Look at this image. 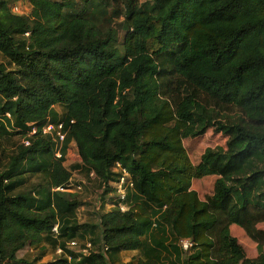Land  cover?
<instances>
[{
    "label": "trees",
    "instance_id": "trees-1",
    "mask_svg": "<svg viewBox=\"0 0 264 264\" xmlns=\"http://www.w3.org/2000/svg\"><path fill=\"white\" fill-rule=\"evenodd\" d=\"M16 1L0 0V53L17 66L0 62V131L38 130L0 156V261L117 264L137 249L127 264H264V0H111L110 13L102 0H29L27 14L11 10ZM120 15L121 40L102 23ZM47 119L63 121L60 157L39 131ZM209 126L225 146L205 147L194 163L183 138ZM70 141L74 167L95 172L103 198L117 161L133 181L127 208L100 211L92 228L78 224V200L54 189L68 185ZM26 172L45 181L37 195L22 187ZM208 174L216 178L202 199L191 182ZM232 223L257 243L256 256ZM178 237L193 246L182 250ZM45 240L59 256L16 259L27 242ZM70 240L93 247L82 253Z\"/></svg>",
    "mask_w": 264,
    "mask_h": 264
},
{
    "label": "rangeland",
    "instance_id": "rangeland-1",
    "mask_svg": "<svg viewBox=\"0 0 264 264\" xmlns=\"http://www.w3.org/2000/svg\"><path fill=\"white\" fill-rule=\"evenodd\" d=\"M22 6L19 10L22 13H29L30 3L29 0H21ZM102 4L106 5L108 8V13L111 12L113 2L111 0H102ZM11 5V10L13 4ZM123 15L113 17L111 22H102L104 27L111 26L117 29L118 38L121 40L124 34V30L121 27L120 23L123 20ZM0 62H4L7 67L17 69V66L13 63H9V60L0 53ZM53 108L60 114L63 110V106L61 104L56 103ZM227 136L222 132L218 131L215 126H209L207 129L198 135L195 136H186L183 138V144L187 150V153L192 162L196 163L199 160L200 154L207 146H225ZM22 135L16 134L10 128L8 131L3 132L0 131V156L4 161L9 152L13 151L21 142ZM69 146V154L66 155L67 148L65 151V159L63 164L69 168L70 170V179L68 181L67 188L65 189V195L68 198L76 199L79 202V205L76 207V219L78 224L82 227H91L93 224L99 223V212L102 210H107L112 207H109V203L105 205L106 201H109L111 198H115L114 192L112 190L106 195L105 198L101 196L103 191V186L100 185V181L98 178H90L89 174H87L86 170L80 167H74L73 164L80 163V157L77 156V150L75 145L71 142L68 144ZM67 157V158H66ZM26 179L22 185L23 188L34 190L33 194L37 195L36 189L41 188V186L45 185V181L42 178L39 172L24 173ZM216 178L215 174H208L201 177H195L192 179L191 188H194L199 196L204 199L205 195L211 193L213 182ZM112 192V193H111ZM103 203V205H102ZM231 233L236 236L237 240L243 247L245 254L249 257H254L258 254L259 249L257 243L252 240L246 232L237 224H233L230 227ZM155 230V229H154ZM53 231V236L57 234V231ZM100 227L97 226L95 228V233H99ZM158 232V231H156ZM92 236V233L89 230V233L85 234V237L88 239ZM167 239V238H166ZM175 241V240H173ZM57 246H54L52 242L49 241H41L36 244H30L27 242L23 247L16 251V259L25 258V260L31 261L36 256L43 252L44 254L41 256V259L38 262L46 261L53 259L59 256L60 253L55 251ZM264 251V246L262 247ZM164 253L161 255L163 256ZM140 253L137 251H127L123 250L119 254V258L117 259V264H127L130 260L132 262H136ZM162 260L165 261V257H162ZM0 264H11L9 260H1ZM132 264V263H131Z\"/></svg>",
    "mask_w": 264,
    "mask_h": 264
},
{
    "label": "built area",
    "instance_id": "built-area-1",
    "mask_svg": "<svg viewBox=\"0 0 264 264\" xmlns=\"http://www.w3.org/2000/svg\"><path fill=\"white\" fill-rule=\"evenodd\" d=\"M12 4H13L12 10L14 12L22 13L21 10H19L22 6L21 0H18ZM28 33H29L28 31L25 32L26 35H28ZM6 114L9 116V113H6ZM29 124H30L29 130L25 134H22L21 142L24 145H28L30 143L29 137L38 130L37 126H35L32 123H29ZM11 129L17 130L18 128L16 126H11ZM39 131L42 134L50 136L53 142L54 156L56 157L62 156V147H63L65 135H66V132L63 130V121L53 122L47 119V121L42 126L39 127ZM66 148L68 149V146ZM112 169L118 172L117 178L110 181V185L113 188L112 192H114L115 198H111L109 201H106L105 205H107V203H109L108 205L109 207H113L117 205L121 210H124L127 208V204L124 201L126 198L127 190L133 187V181L127 169L119 161H117L113 165ZM88 174L90 178H97L93 170H90ZM55 188L66 189L67 186L66 187L56 186ZM155 225H156V222L154 220L152 222V226H155ZM52 230L57 231V224L53 226ZM175 242L182 250H185V251H188L193 246V243H194L192 239L189 237H178L175 239ZM68 246L82 253H86L93 247V244L89 240H87L84 244H80L76 242L75 240H70L68 242ZM55 251L57 253H61L62 248L60 246H57Z\"/></svg>",
    "mask_w": 264,
    "mask_h": 264
},
{
    "label": "crops",
    "instance_id": "crops-1",
    "mask_svg": "<svg viewBox=\"0 0 264 264\" xmlns=\"http://www.w3.org/2000/svg\"><path fill=\"white\" fill-rule=\"evenodd\" d=\"M71 143L73 144V145H75V143L73 142V141H71ZM69 151H70V149H69V146H68V149H67V153H66V155H69V157H70V155H73L72 153L71 154H69ZM77 156H78V153H77ZM67 158V157H66ZM54 189H56L55 187H54ZM235 225V223H232L231 225ZM231 225H230V227H231ZM239 226V225H238ZM258 226H260V227H262V228H264V221H262V222H259L258 223ZM264 246V245H263ZM127 251H137V249H131V250H127ZM138 252V251H137Z\"/></svg>",
    "mask_w": 264,
    "mask_h": 264
},
{
    "label": "bare ground",
    "instance_id": "bare-ground-1",
    "mask_svg": "<svg viewBox=\"0 0 264 264\" xmlns=\"http://www.w3.org/2000/svg\"><path fill=\"white\" fill-rule=\"evenodd\" d=\"M61 189H63V188H61Z\"/></svg>",
    "mask_w": 264,
    "mask_h": 264
}]
</instances>
